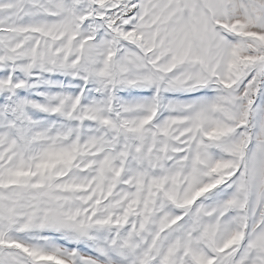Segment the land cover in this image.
<instances>
[{
	"label": "snow or ice",
	"instance_id": "snow-or-ice-1",
	"mask_svg": "<svg viewBox=\"0 0 264 264\" xmlns=\"http://www.w3.org/2000/svg\"><path fill=\"white\" fill-rule=\"evenodd\" d=\"M0 264H264V0H0Z\"/></svg>",
	"mask_w": 264,
	"mask_h": 264
}]
</instances>
